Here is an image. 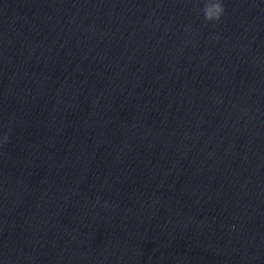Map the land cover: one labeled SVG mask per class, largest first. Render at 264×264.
I'll list each match as a JSON object with an SVG mask.
<instances>
[{"label": "clouds", "instance_id": "obj_1", "mask_svg": "<svg viewBox=\"0 0 264 264\" xmlns=\"http://www.w3.org/2000/svg\"><path fill=\"white\" fill-rule=\"evenodd\" d=\"M198 2L203 5L200 10L203 12L205 21L215 23L221 20L225 12L223 0H198ZM5 142H7V136H5Z\"/></svg>", "mask_w": 264, "mask_h": 264}]
</instances>
